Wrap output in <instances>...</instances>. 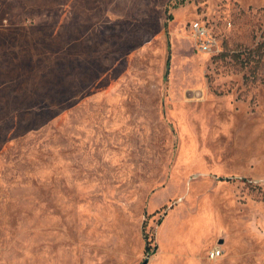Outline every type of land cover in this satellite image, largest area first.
<instances>
[{
    "label": "rangeland",
    "instance_id": "374dc122",
    "mask_svg": "<svg viewBox=\"0 0 264 264\" xmlns=\"http://www.w3.org/2000/svg\"><path fill=\"white\" fill-rule=\"evenodd\" d=\"M258 46L264 0H0V264H264Z\"/></svg>",
    "mask_w": 264,
    "mask_h": 264
},
{
    "label": "trees",
    "instance_id": "16d2710c",
    "mask_svg": "<svg viewBox=\"0 0 264 264\" xmlns=\"http://www.w3.org/2000/svg\"><path fill=\"white\" fill-rule=\"evenodd\" d=\"M251 55L247 58L248 61H246L245 65H249V63H254L252 64V67H253V73L256 74L257 72V69L261 63V59L263 58L264 56V52H262V47L261 46H258L256 47L255 49L251 50L250 51ZM224 180H229V179H224ZM144 231V238L146 240V252H145V255H146V258L140 263V264H147L148 263V258L151 254H153L152 252H150V242H149V236L148 234L146 233V230H145V227L143 229Z\"/></svg>",
    "mask_w": 264,
    "mask_h": 264
},
{
    "label": "built area",
    "instance_id": "2783aa9c",
    "mask_svg": "<svg viewBox=\"0 0 264 264\" xmlns=\"http://www.w3.org/2000/svg\"><path fill=\"white\" fill-rule=\"evenodd\" d=\"M224 250L220 247H214L208 252V258L210 260H218L223 256Z\"/></svg>",
    "mask_w": 264,
    "mask_h": 264
}]
</instances>
